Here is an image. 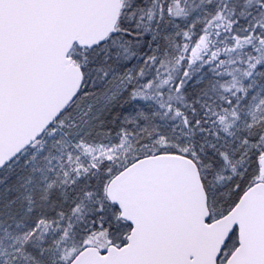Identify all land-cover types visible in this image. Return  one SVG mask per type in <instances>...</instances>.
Wrapping results in <instances>:
<instances>
[{
    "label": "snow or ice",
    "instance_id": "snow-or-ice-1",
    "mask_svg": "<svg viewBox=\"0 0 264 264\" xmlns=\"http://www.w3.org/2000/svg\"><path fill=\"white\" fill-rule=\"evenodd\" d=\"M0 264H264V0H0Z\"/></svg>",
    "mask_w": 264,
    "mask_h": 264
}]
</instances>
